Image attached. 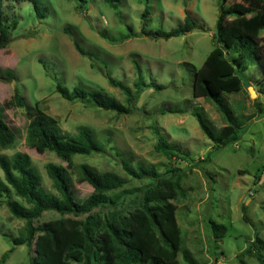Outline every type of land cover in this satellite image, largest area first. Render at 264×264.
<instances>
[{"label": "rangeland", "instance_id": "1", "mask_svg": "<svg viewBox=\"0 0 264 264\" xmlns=\"http://www.w3.org/2000/svg\"><path fill=\"white\" fill-rule=\"evenodd\" d=\"M45 1L48 10L43 19L35 16L28 1L3 2L5 19L17 18L18 24L12 31V40L0 49V69L13 70L17 80H0V114L15 132L13 144L0 148V154L27 153L41 175L43 189L57 194L45 165L55 162L66 166L67 163L52 151L39 152L27 144L29 120L24 109L3 106L16 86L27 102H37L64 131L75 133L80 125H86L104 145L103 152L73 157L69 170L77 199H83L93 190L86 181L78 180L80 163L99 171L118 173L127 179V189L142 187L150 180L129 177L120 164L122 159L133 166L152 165L159 172L180 167L185 172L181 180L184 194H177L173 200L181 231L179 264H191L183 254H187L192 264H259L253 255L244 254L243 250L253 240L257 229L264 255V72L258 65L248 64L237 73L241 79L240 90L223 94L235 115L244 122L238 141L213 149L212 142L191 114L192 108L198 106L215 128L225 124L212 102L192 94L193 70L202 65L214 46L220 0H120L116 9L104 0H89L83 14L75 10L73 0ZM232 1L237 0L227 3ZM145 9L148 10L146 29L169 30L182 23L186 13L197 27L168 39L150 38L139 34ZM65 27L70 34L64 31ZM74 41L92 54L93 60L81 55ZM259 42L264 50V26ZM133 58L147 82L154 81L164 88L142 90L131 113L117 114L70 101L55 89L57 82L68 88L101 89L125 103L124 94L108 84L99 66L133 88L136 79ZM162 108L180 112H162ZM153 124L170 144L187 151L196 164L192 166L157 151ZM0 178H3L1 169ZM137 206V198L129 196L120 210L128 213ZM58 217L60 215L54 211H44L34 224ZM209 218L227 226L223 237L215 238L211 234ZM24 225V219L11 216L6 205L0 206V259L4 252L12 249L1 264H30L35 242L28 247L13 245L10 240V236L24 233Z\"/></svg>", "mask_w": 264, "mask_h": 264}, {"label": "trees", "instance_id": "2", "mask_svg": "<svg viewBox=\"0 0 264 264\" xmlns=\"http://www.w3.org/2000/svg\"><path fill=\"white\" fill-rule=\"evenodd\" d=\"M4 1L0 0V49L12 40V31L18 24L17 18L5 19ZM6 1L30 2L35 16L41 19L45 18L48 10L45 0ZM73 1L75 10L85 13L89 0ZM104 1L114 9L120 2ZM227 2L220 0L213 33L214 46L202 65L193 70L192 76L193 96L208 99L225 120L223 126L215 128L201 107L194 106L191 110L201 131L212 142L213 149L238 141L244 124L223 94L240 90L241 79L237 73L247 68L248 64L258 65L264 72V50L259 42V33L264 26V0ZM147 15L148 10L145 9L139 34L150 38L168 39L186 34L197 27L195 20L186 13L184 21L169 30L146 29ZM127 28L131 32L129 25ZM64 31L70 34L68 27ZM73 44L81 55L93 60L92 54L82 50L76 41ZM132 62L136 72L133 88L99 66L108 84L119 88L124 94L125 103L101 89L80 86L68 88L59 82L55 89L70 101L112 110L117 114L131 113L142 90L164 88V85L155 84L154 81L147 82L138 62L134 58ZM0 80L15 82L17 77L11 69H0ZM3 106L24 109L29 120L26 140L30 147L39 152L52 151L67 163L66 166L55 162L45 165L46 173L57 191V194H53L43 189L41 175L27 153L17 151L11 156L0 154V169L3 173V178H0V206L6 205L11 216L25 220L24 233L10 236V240L13 245L26 244L28 247L35 242L30 264H179L177 255L181 250V231L176 221V205L173 200L177 194H184L181 180L185 172L182 168L174 166L159 172L152 165L138 163L133 166L128 160L122 159L120 164L129 177L150 180L142 187L127 189V179L118 173L99 171L87 163H80L77 165L78 180L86 181L93 190L83 199H77L73 193L72 173L69 170L73 165V157L104 150V145L96 139L93 129L80 125L75 133L64 131L57 120L40 108L37 102H27L16 86ZM161 111L180 112L167 108ZM153 128L157 137L154 148L157 151L169 158L184 160L192 166L196 164L187 151L170 144L156 124H153ZM14 140V130L0 114V148L10 147ZM129 196L137 198L138 206L133 211L123 213L120 206ZM44 211H54L60 217L34 224ZM243 219L246 217L243 216ZM207 224L215 238L223 237L227 232L225 224L212 218L207 220ZM258 233L259 230L255 229L254 238L243 253L253 255L259 264H264V255L260 250L263 242ZM11 250L2 254L0 264ZM183 257L193 263L187 254H183Z\"/></svg>", "mask_w": 264, "mask_h": 264}, {"label": "water", "instance_id": "3", "mask_svg": "<svg viewBox=\"0 0 264 264\" xmlns=\"http://www.w3.org/2000/svg\"><path fill=\"white\" fill-rule=\"evenodd\" d=\"M249 89H250L251 93H253V89H252L251 87H249ZM251 95H252V94H251Z\"/></svg>", "mask_w": 264, "mask_h": 264}]
</instances>
